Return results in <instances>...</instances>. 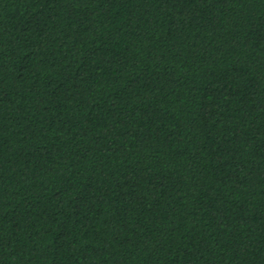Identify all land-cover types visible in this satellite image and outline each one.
I'll list each match as a JSON object with an SVG mask.
<instances>
[{
  "label": "trees",
  "instance_id": "1",
  "mask_svg": "<svg viewBox=\"0 0 264 264\" xmlns=\"http://www.w3.org/2000/svg\"><path fill=\"white\" fill-rule=\"evenodd\" d=\"M0 264H264V0H0Z\"/></svg>",
  "mask_w": 264,
  "mask_h": 264
}]
</instances>
